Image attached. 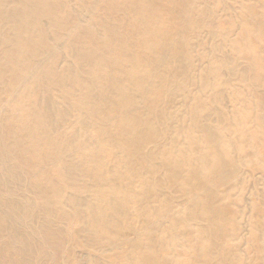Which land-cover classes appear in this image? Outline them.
I'll return each instance as SVG.
<instances>
[{"label":"bare ground","instance_id":"6f19581e","mask_svg":"<svg viewBox=\"0 0 264 264\" xmlns=\"http://www.w3.org/2000/svg\"><path fill=\"white\" fill-rule=\"evenodd\" d=\"M0 264H264V0H0Z\"/></svg>","mask_w":264,"mask_h":264}]
</instances>
